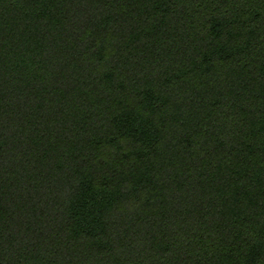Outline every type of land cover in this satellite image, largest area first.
I'll return each instance as SVG.
<instances>
[{"label": "trees", "instance_id": "1", "mask_svg": "<svg viewBox=\"0 0 264 264\" xmlns=\"http://www.w3.org/2000/svg\"><path fill=\"white\" fill-rule=\"evenodd\" d=\"M0 264H264V0H0Z\"/></svg>", "mask_w": 264, "mask_h": 264}]
</instances>
